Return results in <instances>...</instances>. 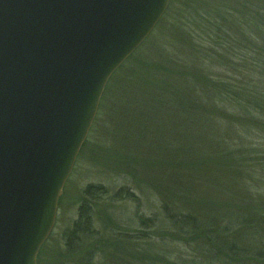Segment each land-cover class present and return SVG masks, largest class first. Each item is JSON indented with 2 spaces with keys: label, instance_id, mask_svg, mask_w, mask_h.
Wrapping results in <instances>:
<instances>
[{
  "label": "trees",
  "instance_id": "16d2710c",
  "mask_svg": "<svg viewBox=\"0 0 264 264\" xmlns=\"http://www.w3.org/2000/svg\"><path fill=\"white\" fill-rule=\"evenodd\" d=\"M173 1L155 29L164 19L172 21ZM176 11L178 19L172 24L178 29L172 28V31L187 44L183 46V55L174 52L167 56L165 64L172 71L164 69L165 64L158 70L166 73L167 79L159 81L145 74L122 75L117 80L118 92L113 91L127 61L110 77L99 104L103 105L110 92L116 94L103 117L104 130H98L97 136L107 145L119 148L120 153L135 155L131 156L132 160L142 172L156 175L158 180L154 186L160 216H141L138 220L140 233L136 237L115 235L110 231L109 240H103L94 228L93 205L104 199L114 203L135 202L137 198L128 187L112 193L100 185L85 187L77 220L67 233L65 245L69 255L75 256L73 246L76 242L91 241L92 253L85 261L81 260V264H91L96 256L102 257L105 247L113 254L115 245L147 241V234L158 223L168 227L172 239L193 245L196 257H200H179L176 264L264 262V193H257L252 202L237 198L231 202L218 200L214 204L213 198L208 196L211 191H193L202 182L192 177L198 175L197 167L214 164L210 161L212 158L222 166L228 164L229 170L217 171L218 175H228V171L232 175V162L247 164L253 172L256 166L264 168V158L256 159L257 154L250 145L252 134L256 133L254 128H261L263 124L253 111L257 102L253 76L264 69V2L181 0ZM129 59L134 60L135 56ZM142 69L145 73L144 67ZM154 81L158 83L154 85ZM98 118L85 143L96 130ZM104 154L111 155L107 151ZM124 156L118 155V165H125ZM215 166L220 165L211 168ZM160 175H165L163 178L168 186L161 183ZM164 231H155L154 236L161 238ZM126 250H129L125 252L127 259L118 260V264L156 262L140 249ZM137 252L140 256L135 259ZM115 255L117 259L123 258L120 253Z\"/></svg>",
  "mask_w": 264,
  "mask_h": 264
},
{
  "label": "water",
  "instance_id": "95a60500",
  "mask_svg": "<svg viewBox=\"0 0 264 264\" xmlns=\"http://www.w3.org/2000/svg\"><path fill=\"white\" fill-rule=\"evenodd\" d=\"M170 0H0V264H36L105 86Z\"/></svg>",
  "mask_w": 264,
  "mask_h": 264
},
{
  "label": "rangeland",
  "instance_id": "374dc122",
  "mask_svg": "<svg viewBox=\"0 0 264 264\" xmlns=\"http://www.w3.org/2000/svg\"><path fill=\"white\" fill-rule=\"evenodd\" d=\"M260 1L264 2V0ZM171 5L170 13H172L171 15L173 16L172 21L170 19V22H167V19H164L162 21L163 23L159 25L160 28H154L155 32L153 33V30L150 34L152 36L149 37V35V38L147 37V40L145 39L141 46L130 56H135V59L130 60L129 57V60L127 59L117 69V71L120 70L128 61L124 73L123 71H120L116 81L113 80L117 86L113 91L116 90L118 92L120 85L117 80L120 79V76L122 75L136 77V75L140 76L141 74H145L147 76L150 75L149 77L159 81L167 79L166 73L158 71L161 69V66L166 63L167 56L169 54L173 55L174 52L179 55L185 53L183 46L187 44L186 40L179 37L176 31H172V28L178 29L172 24V22L178 19L176 9L181 5V0H174ZM260 9H262V7H260ZM162 18L163 16L161 19ZM169 23H171V26H168ZM142 67H144L145 73L141 72L143 71ZM164 69L172 71L168 64H165ZM253 78V83L255 84L253 90L257 88V102L254 105L253 111L260 118L263 127L261 126L260 128L258 126L257 128L256 126L254 128L256 133L254 135L252 134V142L250 145L253 152L257 154L256 159L263 160L264 69L261 70V72H258V76H253ZM157 83V81H154V85ZM113 91L106 96L103 105L98 106L97 112H100L96 114L99 117L96 123V130L92 131L91 137L89 136L90 138H88V142L83 143L76 157L72 171L62 188L61 195L58 199L57 214L53 229L45 243L39 249L36 256V264H81V260L84 259L85 261V259L91 255V241L80 240L79 244L76 242L73 246L75 256H70L67 247L65 246L67 233L70 231L73 223L77 220L78 208L83 199V189L87 186L100 185L110 193L115 192L121 187H128L133 191L137 198L135 202L117 201L114 203L104 199L99 202V204L93 205L92 213L94 228L97 233L103 237V240H109L108 232L110 231H113L115 235L124 234L136 237L137 234L140 233L138 220L141 216H160V203L157 193L155 192L156 186H154L158 180L155 178L156 175L142 172L139 167L136 168V165L134 164L135 162L132 160L133 157H136L135 155H131L133 156L131 157L127 153H124L123 150V153H120L121 151L119 148L110 144L107 145L106 142H102L103 140L100 141L97 136L98 130H104V126L101 124L104 115L109 111L110 106L113 104L111 98L116 95ZM97 116H95V118ZM122 147L125 146L122 145ZM105 151L109 152L111 155L107 157V155L104 154ZM122 154L125 155V165H118V155ZM96 157H99L100 159ZM210 161L214 162V164H205V166L201 165L200 168L197 167L198 175H192L194 178L197 177V181L202 182H200L201 184H197V186L193 188V191L197 193L211 191L208 196L213 198L212 201L214 204H216L218 200L220 202H231L237 200V198H246L252 202L254 201V196L257 198V193H259V195L264 193V168L256 166L253 172L252 169H249L247 164L244 165L241 163L239 165L238 163L232 162V175H229V171L227 173L228 175H218L217 171L229 170L227 166L228 164L222 166V164L217 162L214 158ZM216 164H219L220 166L211 168L212 165ZM191 168L193 169L194 167L191 166ZM160 176H162L161 183L165 182L166 186H168V182L163 178L165 175ZM167 228L168 227H166L165 224L162 225L158 223L154 230L166 231L163 232L161 238L154 236L155 231L152 230L147 234V241H139L133 245H130L127 242L124 243L123 246L115 245L116 251H114L113 254H110L108 248L105 247L104 255H102V257L96 256L91 264H111V262H116V264H118V260L124 261L127 259L128 254L125 252H128L129 250H126V248L140 249L145 252V254H148L147 256L151 259L156 260V262L151 264H176L179 257L180 259H183V257L200 258L196 257L197 253L195 254L194 248L192 247L193 245L187 246L174 240V238L172 239ZM119 253L123 255V258H116L118 255L115 254ZM135 254H137L135 259L139 258L140 253L137 252ZM112 255H115V258H113ZM124 255L126 256L124 257ZM124 263L126 262H123V264ZM261 264H264V262H261Z\"/></svg>",
  "mask_w": 264,
  "mask_h": 264
}]
</instances>
